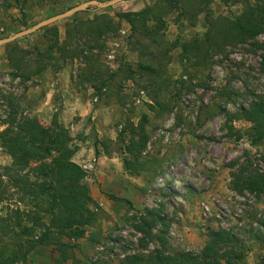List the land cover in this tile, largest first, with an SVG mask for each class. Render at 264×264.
I'll return each mask as SVG.
<instances>
[{"label":"rangeland","instance_id":"rangeland-1","mask_svg":"<svg viewBox=\"0 0 264 264\" xmlns=\"http://www.w3.org/2000/svg\"><path fill=\"white\" fill-rule=\"evenodd\" d=\"M86 1L0 0V39ZM168 1L129 0L106 9L90 7L0 46V132L7 127L11 113L16 122L29 117L48 125L57 119L64 126L62 99H57L62 96L51 98L55 102L52 110L41 111L40 102L45 87L55 89L52 84L59 81L57 74L65 70L74 94L93 106L85 124L79 123L84 116L76 114L64 126L76 153L84 137L76 127L98 126L102 137L96 139V148L102 156L115 157L126 177L141 181L135 186L134 204L109 195L115 220L106 216L102 205V240L95 241L83 257L76 252L77 241L85 234L69 241L72 248L67 250L66 261H60V252L49 246L37 248L23 264H129L128 259H146L157 251L199 254L212 231L233 238L234 249L241 254L237 264H264V192L258 195L230 188L233 173L264 175V137L252 143V123L243 117L259 100L264 103V50L255 46L264 44V33L244 44L225 46L204 62L186 63L178 45L206 32V14L233 22L246 2L174 0L167 12ZM249 1L264 5V0ZM150 7L145 24L154 27L159 19V35L143 32L142 21L132 28L118 17ZM91 21L102 25L100 38L96 31L88 30ZM109 21L110 29L105 30L103 24ZM54 28L59 43L51 59L43 58L54 43ZM97 37L102 48L93 52L87 46ZM175 42L177 46H171ZM149 67L154 70H147ZM143 135L147 142L135 160L126 148ZM96 163L92 159L79 165L85 173L84 183ZM10 164V157L0 147V174ZM125 189L124 195L132 196ZM13 190L8 187L0 216L14 206ZM245 195L252 197L250 203L237 200ZM203 204L210 208L209 219L202 215ZM90 208L95 220L87 227L101 216L95 202ZM144 221L154 222L149 240L139 230ZM9 239L0 236V251L9 246Z\"/></svg>","mask_w":264,"mask_h":264},{"label":"trees","instance_id":"trees-1","mask_svg":"<svg viewBox=\"0 0 264 264\" xmlns=\"http://www.w3.org/2000/svg\"><path fill=\"white\" fill-rule=\"evenodd\" d=\"M245 2L241 15L233 22L221 18L213 19L206 14V32L201 37L179 43L182 61L187 63L197 59V63L204 62L213 53L222 51L225 46L244 44L264 33V5L258 2L254 6L249 0ZM167 3L168 12L173 8L174 0ZM150 11L151 7L141 12L122 13L118 17L128 21L132 28L136 22L142 21L145 30L143 32L148 36L159 35V19L154 27L145 24ZM95 23L91 21L92 26L88 30L91 33L96 31L100 38L103 35L102 25L97 26ZM111 23L109 21L103 24L104 29L109 30ZM51 35L54 43L43 53V58L51 59V53L59 43L56 28ZM161 46H164L162 42ZM171 46H177V42ZM255 46L264 50V44ZM87 48L94 52L95 49L102 48V43L97 37ZM144 66L146 65L141 64L139 67L146 69ZM147 70L154 69L149 67ZM12 115L13 113L9 116L7 127L0 132V147L11 159V164L2 168L3 173L0 174V204L4 202L8 187L14 189L11 197L16 199L14 206L8 207L5 215L0 216V236L6 235L10 238L9 246L0 251V264H23L37 248L49 246L60 252V261H66L67 250L72 248L69 241L82 238L85 227L95 220V213L90 208L94 202L84 183L85 173L73 161L77 147L72 145L68 130L57 119L43 125L38 119L29 117H23L16 122L11 119ZM243 117L252 123L249 130L252 143L261 142L264 137L262 100L244 113ZM146 142V137L140 136L136 142L128 144L126 151L136 160ZM243 173L239 171L232 174V191L248 190L258 195L264 192V175L249 173L244 176ZM153 225V221H144L139 227L148 240ZM240 257L241 254L234 249L232 237L221 231H212L199 254H168L157 251L146 259H128L127 263L237 264Z\"/></svg>","mask_w":264,"mask_h":264},{"label":"crops","instance_id":"crops-1","mask_svg":"<svg viewBox=\"0 0 264 264\" xmlns=\"http://www.w3.org/2000/svg\"><path fill=\"white\" fill-rule=\"evenodd\" d=\"M57 75V80L59 81L52 84V86L55 85V89L45 87V94L40 102L41 111L45 108L54 109L55 102L51 101V98L53 99L54 94H59L62 97L57 96V99H62L61 120L64 126H69L76 114L84 116L79 123L80 125L85 124L84 120L86 121L88 115L86 118L85 116L90 112V109H93V106L83 103L81 98L74 94L76 91L72 89V80H70V76L65 70ZM97 128L98 126L93 125L86 127L84 130L76 127V132H83L84 137L78 145L79 149L74 155L73 161L78 165H82L92 159L97 160L95 171L90 178L86 179L85 184L88 187L90 197L101 208V216L96 224L92 227H87L84 238L77 241L79 249L76 253L79 257L87 254L92 249L95 241L102 240V205L105 208L106 216L113 221L115 220V213L110 209L111 202L107 200L109 195H114L116 198L125 197L126 200H130L134 204L133 193L135 194L136 192L135 186L141 183L140 179L126 177L123 174L121 165H117L118 160L115 157L102 156L101 149L96 148V139L102 137V131L97 130ZM97 151L99 152L98 155L96 154ZM112 162L115 163L114 166L111 165ZM125 187H127L132 196L124 195L126 192ZM107 228L104 229L105 232H107ZM41 250L44 249L42 248ZM41 260L43 261V259ZM40 264L47 263L41 262Z\"/></svg>","mask_w":264,"mask_h":264},{"label":"water","instance_id":"water-1","mask_svg":"<svg viewBox=\"0 0 264 264\" xmlns=\"http://www.w3.org/2000/svg\"><path fill=\"white\" fill-rule=\"evenodd\" d=\"M125 1H129V0H109V1L89 0V1H86L84 3H81L79 5L71 7L67 11L59 13V14L54 15L52 17H49L47 19H44V20L36 23L32 27L24 29L22 31H19L18 33L14 34L10 37L0 39V46L14 42V41H16V40H18V39H20V38H22L28 34L37 32L40 29L47 27V26H49V25H51V24H53L59 20H62L66 17H70V16L75 15L79 12L86 11L90 7H96L97 9H106V8L112 7L118 3H122Z\"/></svg>","mask_w":264,"mask_h":264},{"label":"built area","instance_id":"built-area-1","mask_svg":"<svg viewBox=\"0 0 264 264\" xmlns=\"http://www.w3.org/2000/svg\"><path fill=\"white\" fill-rule=\"evenodd\" d=\"M251 199H252V197L250 195H245L242 198H237L238 201L244 202V203H246V201H248L247 203H250L251 202ZM201 208H202V215H203V217L205 219H209L211 217L210 208L206 204H203ZM223 226H225V225H223Z\"/></svg>","mask_w":264,"mask_h":264}]
</instances>
